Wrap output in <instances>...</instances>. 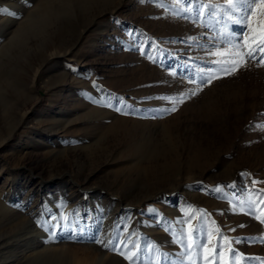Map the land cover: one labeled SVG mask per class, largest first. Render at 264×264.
I'll use <instances>...</instances> for the list:
<instances>
[{
	"label": "rangeland",
	"instance_id": "rangeland-1",
	"mask_svg": "<svg viewBox=\"0 0 264 264\" xmlns=\"http://www.w3.org/2000/svg\"><path fill=\"white\" fill-rule=\"evenodd\" d=\"M20 1L0 0V24ZM242 3L32 0L8 10L0 264H264V64L246 57L225 75L241 58L220 39L240 34L227 17ZM212 61L222 63L209 71Z\"/></svg>",
	"mask_w": 264,
	"mask_h": 264
},
{
	"label": "snow or ice",
	"instance_id": "snow-or-ice-1",
	"mask_svg": "<svg viewBox=\"0 0 264 264\" xmlns=\"http://www.w3.org/2000/svg\"><path fill=\"white\" fill-rule=\"evenodd\" d=\"M186 2H190V0H186ZM229 4H231V0H229ZM206 7H212V6H206ZM241 9H243V11H241ZM251 13V15H247V12ZM198 14L203 15L202 12H199ZM12 15H15L14 13H12ZM228 21H231V23H234L236 25L240 26L239 29V33L240 34H232V33H225L222 34L220 39H223L225 41H227L228 43H232L233 41L235 42L233 44V47L236 49L235 51V55L239 56L241 59L240 61H236L233 60L231 61L232 64L236 65L235 67L232 68H224V74L225 75H229L234 73L237 68L239 66H241V62L247 57V58H251L253 60L257 59V57H261V59L259 60L260 64H264V0H259V3L255 6V8H250L249 4H248V0H243V3L240 7H236L233 8L232 14L230 16L227 17ZM245 27L247 28V33H245L244 29ZM213 39V38H210ZM213 47H215V45H213ZM246 48L247 51H242L241 49ZM214 55H221V52H216L213 53ZM222 63L221 61H212L211 63H209L207 65L209 71H212V69L217 65ZM200 82L203 83L205 80V76L203 75L204 73V69L201 68L200 69ZM176 73L174 72L173 75H175ZM216 77H212V79H215ZM208 83H211V79L207 80ZM94 87H98V85H94ZM195 94V93H193ZM120 101H118L119 103ZM109 107H111L112 105L109 104ZM127 106V105H125ZM117 112L121 111V108L117 107L115 109ZM176 107L173 105L171 108H165L163 109V111L165 113L171 111L174 112L176 111ZM127 114V113H125ZM253 183H255V181H253ZM51 219V218H50ZM62 219L64 221L67 220L66 217H62ZM257 220H261V216H256ZM264 222V221H262ZM41 227H44V224L40 225ZM61 225L59 223H57V228H59ZM242 227V226H241ZM48 230V229H46ZM53 238H55V233L53 234ZM189 239V244L187 245V247L189 249L192 248V243H191V235H189L188 237ZM225 240H227V237L224 238ZM97 243H101L103 244V241L97 240L95 241ZM179 243V241H177ZM237 243L241 242L240 238H237L236 240ZM109 243H112V241H109ZM105 247H107V244H104ZM113 250L118 251V248H113ZM204 251L206 254V258L207 255L210 254L213 250H210L207 248V246L204 247ZM231 253L233 256L236 255L235 250L230 249ZM136 255V253L130 254L128 256V259L131 260L133 259V256ZM220 256L223 257L224 256V252L221 251L220 252ZM189 260H191V257H189ZM222 264H227L226 260L222 261Z\"/></svg>",
	"mask_w": 264,
	"mask_h": 264
},
{
	"label": "bare ground",
	"instance_id": "bare-ground-1",
	"mask_svg": "<svg viewBox=\"0 0 264 264\" xmlns=\"http://www.w3.org/2000/svg\"><path fill=\"white\" fill-rule=\"evenodd\" d=\"M32 0H21L20 3L18 4H14V3H9L6 6V10H7V16L5 17V19L1 22L0 24V35L4 32L5 28L7 27L8 24H10L11 21H13V18L10 17V14L8 12V10H12V11H16V10H20L23 9V6L27 3H29ZM118 7L117 2H113L112 4V9L111 10H115ZM18 10V11H19ZM21 11V10H20ZM59 52H56L55 54H58ZM61 53V52H60ZM15 129V125L11 128L10 134H12V132ZM49 134V133H48ZM6 140V138H3L2 141H0L1 143L4 142ZM36 143V142H35ZM171 158V157H170ZM226 201V200H225ZM226 204V203H225ZM228 204V203H227ZM0 209H8V206L5 202H1L0 203ZM174 212V211H172ZM171 212V213H172ZM169 239V238H168ZM33 250V249H32ZM34 252V251H33Z\"/></svg>",
	"mask_w": 264,
	"mask_h": 264
}]
</instances>
